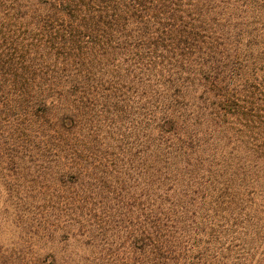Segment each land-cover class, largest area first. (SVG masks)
I'll return each instance as SVG.
<instances>
[{
  "label": "trees",
  "instance_id": "trees-1",
  "mask_svg": "<svg viewBox=\"0 0 264 264\" xmlns=\"http://www.w3.org/2000/svg\"><path fill=\"white\" fill-rule=\"evenodd\" d=\"M193 1L0 0V130L74 246L0 264H264V88Z\"/></svg>",
  "mask_w": 264,
  "mask_h": 264
},
{
  "label": "rangeland",
  "instance_id": "rangeland-1",
  "mask_svg": "<svg viewBox=\"0 0 264 264\" xmlns=\"http://www.w3.org/2000/svg\"><path fill=\"white\" fill-rule=\"evenodd\" d=\"M194 0L199 4L202 28L215 38L214 63L237 60L245 72L260 78L264 88V0ZM228 57V59H227ZM219 67L223 69L222 64ZM225 63V64H226ZM247 68V69H246ZM264 91V90H261ZM10 129L0 130V247L9 251L42 254L73 249L59 239L45 246L56 226L57 164L43 159L34 164L28 157L8 151Z\"/></svg>",
  "mask_w": 264,
  "mask_h": 264
}]
</instances>
